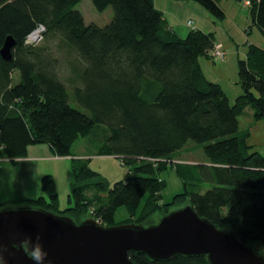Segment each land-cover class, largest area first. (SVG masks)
I'll list each match as a JSON object with an SVG mask.
<instances>
[{
  "label": "trees",
  "instance_id": "trees-1",
  "mask_svg": "<svg viewBox=\"0 0 264 264\" xmlns=\"http://www.w3.org/2000/svg\"><path fill=\"white\" fill-rule=\"evenodd\" d=\"M83 1L0 0V51L8 37L16 41L10 62L0 54V169L3 160L16 163L38 145L73 161L70 207L60 209L55 179L45 175L41 196L2 203L0 210L31 208L77 224L93 219L104 227H150L157 214L160 219L189 205L264 252V156L239 126L247 109L254 121H264V50L248 43L238 63L242 94L231 102L200 62H224L209 56L214 33L192 30L179 37L154 0H91L100 13L112 8L114 18L105 26L86 24L77 9ZM175 1L194 2L218 20L225 16L220 3L226 0ZM228 1L249 2L246 35L255 27L264 36V0ZM38 25L46 29L43 41L28 45ZM92 137L102 143L98 156L129 168L125 180L110 186L89 159L74 158L75 144ZM190 145L202 149L208 164L176 162ZM169 169L185 191L164 204L159 175ZM201 182L211 188L203 191ZM121 207L130 220L117 224ZM129 255L135 264H210L203 257L160 262Z\"/></svg>",
  "mask_w": 264,
  "mask_h": 264
},
{
  "label": "water",
  "instance_id": "water-1",
  "mask_svg": "<svg viewBox=\"0 0 264 264\" xmlns=\"http://www.w3.org/2000/svg\"><path fill=\"white\" fill-rule=\"evenodd\" d=\"M15 46L8 37L0 51L4 61L12 60ZM130 252L160 262L203 257L210 264H264V253L243 244L232 231L217 228L189 205L150 227H104L93 219L77 224L31 208L0 210L1 264H135Z\"/></svg>",
  "mask_w": 264,
  "mask_h": 264
},
{
  "label": "rangeland",
  "instance_id": "rangeland-1",
  "mask_svg": "<svg viewBox=\"0 0 264 264\" xmlns=\"http://www.w3.org/2000/svg\"><path fill=\"white\" fill-rule=\"evenodd\" d=\"M226 6L236 4L234 10L229 12V17H223L219 20L220 25L218 27L217 37L224 40L225 50L227 52L226 63H216L214 64L211 60L207 58H200L201 64L204 66V72L208 79L214 80L215 75H220L221 72L226 73L227 80L221 82L224 84L226 89L230 91L234 90L236 83L239 81L238 77V63L245 56L248 43H256L257 46L264 50V36L259 32V30L253 27L251 35L247 36L246 31L251 25V18L249 17V9L246 7L245 1H225ZM77 9L82 13L86 24H97L99 26L108 25L114 18V11L112 8L107 9L105 12H98L91 0H85L82 2ZM230 17H232L242 29L238 30L236 25L231 22ZM207 65V66H206ZM236 65V66H235ZM214 73V74H213ZM240 86L239 84H237ZM241 90V87H237ZM233 101V100H232ZM245 121V118L242 119ZM102 147V143L97 138H87L80 139L74 146V153L76 155H86L89 159V165L91 169L98 172L104 181H106L110 186L114 185L119 181L126 179L129 168L123 166L121 161L115 157H99L96 156L99 149ZM176 162L181 163L186 166L199 165L201 163H206L207 159L200 147L195 145H190L189 150L178 153L175 155ZM23 159H18L16 163L9 162L8 160H3L1 162L2 166L0 169V203H10L15 201L16 198L14 194L19 193L20 186H34L35 179H28L26 182L15 183V170H19L22 167H32L37 169L36 165L30 163H23L21 165H16ZM34 162V161H33ZM38 166L45 171L44 175H52L55 179L57 186V193L59 195V207L61 210L70 207L69 204V194L71 191V186L73 183V162L71 160H66L64 158L54 157L48 159H41ZM43 175V176H44ZM43 176L41 180L43 179ZM159 178L163 180L166 184L163 190V202L164 204H170L174 197L185 191L183 181L178 177L177 173L171 169L164 171L159 175ZM9 179L8 185L5 183ZM192 183L191 180L188 181ZM198 182H195L197 184ZM41 184V182H40ZM203 185V191H207L211 188L208 183H200ZM23 191V190H22ZM24 193V192H22ZM10 198V199H9ZM3 199H8L11 201L3 202ZM160 214L153 217L154 221H159ZM129 213L126 207H121L116 212L115 222L117 224L124 223L129 219ZM259 252H263L259 244L252 245Z\"/></svg>",
  "mask_w": 264,
  "mask_h": 264
},
{
  "label": "crops",
  "instance_id": "crops-1",
  "mask_svg": "<svg viewBox=\"0 0 264 264\" xmlns=\"http://www.w3.org/2000/svg\"><path fill=\"white\" fill-rule=\"evenodd\" d=\"M225 3L227 2L222 1L220 3V7L222 11L224 12V15H225L224 17L226 18V17H229V12L235 9L236 4H232L229 8V6H226ZM154 5L158 11L163 13L168 24L176 32V34L179 37L181 38L187 37V35L192 30H199L204 33H214L216 35V41L225 47L224 43L226 42H224L222 38L217 37L218 27L220 25L219 20L214 18L212 15H210V13H208V11H206L200 5L194 2H183V1L180 2V1H175V0H154ZM230 19H231V22H233L236 25L238 30L242 31L239 25L235 23L234 19L232 17H230ZM190 21L193 22V27L188 26V23ZM251 44H254L257 46L256 43L251 42ZM244 54H245L244 56H246V52ZM224 63L226 62L224 61ZM201 65L204 71V66L203 64ZM214 76H215L214 80L216 81H213V80L211 81L218 83L223 87L224 91L230 98L231 102H234V100L242 94V89L238 90L237 88V87H240L237 85L238 83H236L237 87H235L234 90L231 91L232 93H230V91L226 89L224 84L221 83L223 82L222 80L224 81L227 80L226 73L223 74L221 72L220 75L214 74ZM219 80H221V82ZM244 118H245V121L243 122L242 119ZM239 126H240L241 132L250 133V138L248 140L249 145L252 146L255 151L261 153L264 156V121H259V122L254 121L252 110L247 109L244 115L239 118ZM96 156H98V152ZM54 157L56 156L48 145H38V146L30 147L28 150L27 158L21 160L16 165H21L23 163H30V164L36 165L37 169H33L32 167H22L19 170H17L18 168L14 169L16 172L15 173V183L26 182L28 179H31V178H34L36 181L34 183V186L32 187L20 186L19 193L14 194L13 195L14 197H10V198H16L14 200L23 199V198L34 199V198L41 196L42 187H41L40 182L42 181L41 178L45 174V171H43L38 166V163L40 162L41 159H48V158H54ZM74 158L87 159L88 157L86 155H76L75 154ZM64 159L72 161L70 157L64 158ZM5 183L8 185L9 179ZM3 200H4L3 202L11 201L8 199H3Z\"/></svg>",
  "mask_w": 264,
  "mask_h": 264
},
{
  "label": "built area",
  "instance_id": "built-area-1",
  "mask_svg": "<svg viewBox=\"0 0 264 264\" xmlns=\"http://www.w3.org/2000/svg\"><path fill=\"white\" fill-rule=\"evenodd\" d=\"M249 5V2L246 3ZM189 27H193V22L188 23ZM46 29L43 25H38V27L27 37L26 43L28 45L37 46L42 43ZM209 56L214 62H222L227 58V52L224 46L220 43H216L214 47L209 52Z\"/></svg>",
  "mask_w": 264,
  "mask_h": 264
},
{
  "label": "clouds",
  "instance_id": "clouds-1",
  "mask_svg": "<svg viewBox=\"0 0 264 264\" xmlns=\"http://www.w3.org/2000/svg\"><path fill=\"white\" fill-rule=\"evenodd\" d=\"M27 251V248L25 249ZM46 253H44V259H46ZM30 257L33 259V261H37L38 257L36 255V253L33 251L32 253H30Z\"/></svg>",
  "mask_w": 264,
  "mask_h": 264
}]
</instances>
